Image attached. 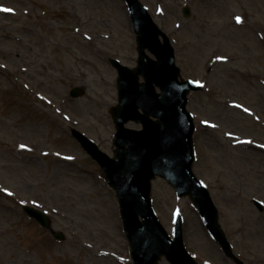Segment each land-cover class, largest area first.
<instances>
[{
	"label": "rangeland",
	"instance_id": "374dc122",
	"mask_svg": "<svg viewBox=\"0 0 264 264\" xmlns=\"http://www.w3.org/2000/svg\"><path fill=\"white\" fill-rule=\"evenodd\" d=\"M141 1L170 37L181 76L206 81L188 96L193 169L234 253L244 264H264V210L251 201L264 206V0ZM0 8L12 9L0 11V264H132L114 192L70 135L75 127L112 154L117 94L108 59L134 66L137 56L126 4L0 0ZM74 85L82 96H69ZM210 111L217 129L199 130L196 119ZM151 199L170 234L181 213L184 244L198 264H235L188 197L157 177ZM25 204L45 211L62 239L28 217Z\"/></svg>",
	"mask_w": 264,
	"mask_h": 264
},
{
	"label": "water",
	"instance_id": "95a60500",
	"mask_svg": "<svg viewBox=\"0 0 264 264\" xmlns=\"http://www.w3.org/2000/svg\"><path fill=\"white\" fill-rule=\"evenodd\" d=\"M125 1L136 34L138 57L135 67L110 59L118 74V103L110 109L116 127L114 156L103 153L82 133L72 129V134L99 162L105 180L115 190L134 264H156L161 257L170 264H198L183 243L179 217L172 239L154 214L150 187L156 175L164 177L178 195H189L208 232L225 255L242 264L232 253L208 189L192 172L194 123L186 110V102L189 91L198 89V85L179 79L180 69L175 64L169 38L139 0ZM184 12L188 15V8ZM140 76L143 82L139 81ZM156 87L160 92H156ZM72 93L77 96L80 90L76 88ZM129 120L141 122L142 129L125 127ZM253 202L263 209L259 201ZM24 209L49 227L50 221L42 212L27 206ZM54 235L61 238L60 234Z\"/></svg>",
	"mask_w": 264,
	"mask_h": 264
},
{
	"label": "snow or ice",
	"instance_id": "6c2138e0",
	"mask_svg": "<svg viewBox=\"0 0 264 264\" xmlns=\"http://www.w3.org/2000/svg\"><path fill=\"white\" fill-rule=\"evenodd\" d=\"M0 11H7V12H11L12 9H9V8H0ZM236 23H240L241 22V18L240 17H236ZM218 60H221V59H224L223 57H217ZM198 83V82H197ZM245 111H248V109H245ZM206 123V122H205ZM21 148H24L25 146L24 145H20ZM68 159H71V157H68ZM6 191V190H5ZM9 195H11V193H9Z\"/></svg>",
	"mask_w": 264,
	"mask_h": 264
},
{
	"label": "flooded vegetation",
	"instance_id": "af4514ba",
	"mask_svg": "<svg viewBox=\"0 0 264 264\" xmlns=\"http://www.w3.org/2000/svg\"><path fill=\"white\" fill-rule=\"evenodd\" d=\"M202 90H203V89H202ZM201 92H202V91H201ZM207 116H209V117H207L208 119L215 120V122H216L217 124H219L218 119L216 118V116H213V115H212V112H211V111L207 113Z\"/></svg>",
	"mask_w": 264,
	"mask_h": 264
}]
</instances>
